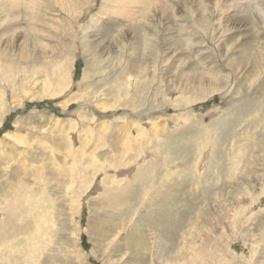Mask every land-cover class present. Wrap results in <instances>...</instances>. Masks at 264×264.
Segmentation results:
<instances>
[{
	"label": "rangeland",
	"instance_id": "rangeland-1",
	"mask_svg": "<svg viewBox=\"0 0 264 264\" xmlns=\"http://www.w3.org/2000/svg\"><path fill=\"white\" fill-rule=\"evenodd\" d=\"M135 1L0 0V264H264V0Z\"/></svg>",
	"mask_w": 264,
	"mask_h": 264
},
{
	"label": "bare ground",
	"instance_id": "bare-ground-1",
	"mask_svg": "<svg viewBox=\"0 0 264 264\" xmlns=\"http://www.w3.org/2000/svg\"><path fill=\"white\" fill-rule=\"evenodd\" d=\"M137 1V0H136ZM135 1V2H136ZM141 1V0H140ZM146 1V0H145ZM183 1V0H182ZM221 1V0H220ZM130 2V1H129ZM134 2V1H133ZM243 2H244V0H243ZM15 3H16V0H12V6L14 7L15 6ZM144 3V2H143ZM218 3V2H217ZM228 3V2H227ZM134 4V3H133ZM17 5V4H16ZM145 5V4H144ZM149 5V4H148ZM29 6V5H28ZM30 6H32V5H30ZM228 6V5H227ZM198 10V9H197ZM101 28V27H100ZM189 38V37H188ZM29 44V43H28ZM2 50V49H1ZM18 50V49H17ZM1 52V51H0ZM19 52V51H18ZM243 55V54H242ZM24 58H25V56H24ZM239 59V58H238ZM30 60V59H29ZM232 62V61H231ZM190 67V66H189ZM188 68V67H187ZM232 68V67H231ZM238 72V71H237ZM217 78V77H216ZM245 98V97H244ZM247 101V100H246ZM251 102V101H250ZM246 104V105H245ZM242 105V106H241ZM240 105V107L239 108H237L236 109V111H240V110H243L244 108H247V107H249L250 106V103H244V104H241ZM240 116V115H239ZM228 120V119H227ZM229 121V120H228ZM258 121V120H257ZM215 122V121H214ZM217 124V123H216ZM222 128L220 129L221 131H222V129L223 128H225L226 126H225V124H226V122H223V120H222ZM225 126V127H224ZM190 128V127H189ZM217 129V125H215V124H211V129ZM215 129V130H216ZM93 130V129H92ZM218 130H219V128H218ZM212 131V130H211ZM180 132V131H179ZM125 136V135H124ZM187 136H188V134L187 133H183L182 135H180V137H179V139H187ZM209 136H211V135H209ZM174 137V136H173ZM189 138V137H188ZM212 140H214V138H212L211 137V139H210V141L212 142ZM191 141V140H190ZM163 142V141H162ZM174 144H176V146H177V148H178V150H179V147L182 145L180 142H178V140H177V142L176 143H174ZM211 144V143H210ZM165 148H163V146H162V148H163V150H164V152H168V153H170V151L171 150H173L174 149V147H175V145H171V147L170 146H168V145H164V144H162ZM186 145V144H185ZM212 145V144H211ZM161 145L158 147V150H161ZM183 149V148H182ZM177 150V151H178ZM157 151V150H156ZM182 151V150H181ZM179 152V151H178ZM167 153V154H168ZM161 154H164V153H161ZM167 154H165V155H167ZM213 156V158H212V160H215L214 159V153H213V150H212V153H211ZM164 155V156H165ZM181 155V154H180ZM178 157H179V155H178ZM211 157V156H210ZM209 157V158H210ZM149 167H150V169H149V171H144L143 173H142V171H143V169H140L137 173H136V179L138 180V181H148V178L150 177V173L151 172H153V173H155L154 171H155V168H156V166H157V164L156 163H150V164H147ZM183 166V165H182ZM157 169V168H156ZM189 180V179H188ZM159 190V189H158ZM164 190V189H163ZM156 191V190H155ZM117 192L118 193H120V189L119 190H117ZM158 192V191H157ZM131 193H134V192H131ZM164 193V192H163ZM126 195H127V197L129 196L128 194H127V192L125 193ZM160 195V194H159ZM159 195H157V196H159ZM163 196H165V195H163ZM162 196V200H161V206H163V207H165V209H166V214H167V210L168 211H170V208H169V206H171V204L169 203V204H166L165 205V203H168V202H166V200L168 199V197L167 196H165V197H163ZM152 199V198H151ZM157 199V198H156ZM158 199H160V197L158 198ZM165 200V201H164ZM162 201H164V202H162ZM160 203V202H159ZM159 203H158V205H159ZM158 205H157V207H158ZM134 207V206H133ZM128 209V208H127ZM173 210V209H172ZM148 215V212L146 213V214H144V216L142 215L141 216V218L143 219L145 216H147ZM171 215H172V212H171ZM15 222V221H14ZM11 223L13 224V222L11 221ZM17 224V223H16ZM13 225H15V224H13ZM10 226V225H9ZM8 226V227H9ZM164 226V225H163ZM3 229V228H2ZM14 232H17V231H14V230H12V233H14ZM130 239H129V243H131V246H132V241H131V238H135L136 239V233H130ZM141 243H142V241H141ZM142 246V245H141Z\"/></svg>",
	"mask_w": 264,
	"mask_h": 264
}]
</instances>
